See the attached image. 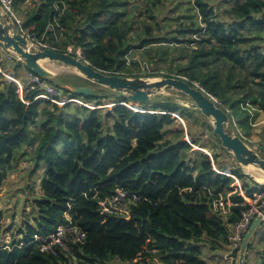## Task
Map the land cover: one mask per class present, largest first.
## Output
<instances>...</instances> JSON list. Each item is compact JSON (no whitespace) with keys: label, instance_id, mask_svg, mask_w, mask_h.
Masks as SVG:
<instances>
[{"label":"trees","instance_id":"16d2710c","mask_svg":"<svg viewBox=\"0 0 264 264\" xmlns=\"http://www.w3.org/2000/svg\"><path fill=\"white\" fill-rule=\"evenodd\" d=\"M13 2L29 33L61 52L76 56L79 49L81 58L100 71L183 77L211 95L245 135V108L264 113V0H192L184 8L182 0H150L140 12L132 0H35L32 7L26 0ZM163 9L164 19L176 23H160ZM0 63L6 72L21 67L5 59ZM160 64L168 67L164 74L157 69ZM73 77L77 81L61 84L46 79L62 96L84 103L60 106L35 99V92L25 96L26 103L0 72V188L19 163L22 154L16 151L25 142L35 145L37 173L43 176L38 196L30 200L32 210L23 211L12 240L0 239V264H96L111 258L145 263L152 254L161 264H210L202 246L224 250L231 224L244 209L230 206L224 215L215 201L221 195L242 202L232 176L246 193L257 183L232 155L230 163L231 153L199 110L160 95L131 109L127 103L136 102L116 93H72L68 86L90 83ZM104 101L112 105L103 106ZM174 113L185 121L190 142ZM200 149L211 152L213 163L222 156L225 164L219 167L229 168L230 175L213 170ZM116 188L127 193L126 215L99 210V200ZM68 221L85 233V240L71 245L69 255L40 251L39 238ZM249 250L258 251L264 264V223L246 258Z\"/></svg>","mask_w":264,"mask_h":264},{"label":"water","instance_id":"95a60500","mask_svg":"<svg viewBox=\"0 0 264 264\" xmlns=\"http://www.w3.org/2000/svg\"><path fill=\"white\" fill-rule=\"evenodd\" d=\"M0 45L8 53L14 54L25 69L44 79H52L57 71L48 66L49 63H61L74 69V73L89 82L107 87L118 97L126 96L136 103L148 102L154 96L163 95L166 90H173L186 97L187 101L181 105L197 109L208 118L221 146L231 153L240 170L248 175L257 185L264 186V178L255 177L252 173H245L242 167L253 166L264 174V156L240 137L232 125L227 110L218 106L216 100L197 86L190 85L179 77L147 75L127 77L117 74H107L92 67L83 60L80 53L61 52L51 48H31L27 39L10 25V17L0 10ZM72 93L89 96L93 93L90 86H71ZM97 95V94H95ZM167 96V95H166ZM170 98L169 96H167ZM177 102V101H176ZM264 223V210L257 214L244 233L239 247L236 264H246V254L250 241Z\"/></svg>","mask_w":264,"mask_h":264},{"label":"rangeland","instance_id":"374dc122","mask_svg":"<svg viewBox=\"0 0 264 264\" xmlns=\"http://www.w3.org/2000/svg\"><path fill=\"white\" fill-rule=\"evenodd\" d=\"M34 1L35 0H26V3H24V4H27L30 7H32L34 5ZM132 1H133L132 5L137 6V8H138V9H135L134 11L137 10V12H140V11H143L144 9L148 8L150 0H132ZM189 2H192V0H182V4L180 6L182 8L189 6V4H190ZM164 12H165V9H163V11H161V17H160V23L162 25L167 26V25L175 22V21H171L169 19H164V17H163ZM191 13H193L192 8L187 13V15H189ZM170 16L175 17L177 15L174 12H170ZM138 19L140 21L151 22L152 25L154 26V28H157V25H155V23L151 20V18H149L146 15H139ZM180 21H182V20H179V22ZM68 48H69V50H74L73 46H68ZM76 52L80 53V50L78 49ZM138 53H139V51L133 52V54H135L136 58L138 57V55H137ZM48 66H50V68L57 71V74H55V76L52 78V79H54L56 84H61L64 81H67V82L77 81L76 77H73V74L75 76L73 68L65 66L61 63H49ZM157 69L161 70L162 74H164V72L166 70H168V67L160 64L157 66ZM13 71H14V69H13ZM144 71L145 70H142V72H144ZM13 73L14 72H12L10 70V72H4V74H5L4 76H5L7 81H10L13 83L17 82V84H15V83L14 84L17 87L16 88L17 95L18 94L20 95V93L18 91L20 88V82H18V80H17L18 78L15 80L16 76L15 75L13 76ZM66 77H68L70 79H67ZM84 83L88 84L87 86H90L94 91L95 90L99 91V94H101L103 96H106V95L109 96V95H112L111 93H113L107 87L99 86L97 84H94L93 82H90V83L84 82ZM2 85H3V83H0V86H2ZM70 87L71 86H68V88H70ZM166 95L169 96L170 98L174 99L175 101H177L179 104H181V102L183 103V102L187 101L185 96H182L173 90H166L163 93V95H161V96L164 97ZM64 100H65V98H62L59 101L60 106H63L65 104ZM67 102L74 103L76 101L69 99ZM104 102H106V103H104L103 106L110 107L112 105V104L108 103L107 101H104ZM127 104L129 106H132V108L130 107L131 109H137L138 108L137 103L136 104L127 103ZM103 106H101V107H103ZM88 107L92 108V107H94V105L88 104ZM245 110H247L249 115L246 117V119L244 121H242V123L246 124V129L250 130L253 127V123L259 119L258 118L259 113L257 115H255L253 109H251V108H249V109L245 108ZM174 116L177 118V120L183 126L184 139L186 141L190 142V137L187 134V127H186L185 121L179 116L178 113H174ZM207 121L211 123V121L209 119ZM233 122H235V126H237L238 130L241 133H243L241 130L242 127L239 126L238 122L234 121V120H233ZM211 125H212V123H211ZM261 132H264V121L262 120V118H260L258 120L257 133L251 134L252 132L250 130L249 135H245L244 133L243 134L252 140L251 144H253V146H255V144H257V145L262 147V144L264 142V136H257V134H260ZM245 133H246V130H245ZM34 146L30 145V143H28V142H25L21 148L17 149V151H16L17 154H19V153L22 154V156L18 157L19 163L17 165L16 164L13 165L11 172H9L7 174V177L5 178L3 184L0 188V213H1L0 216H1V223H2V225H0V239H3L5 241H11L12 240L11 233L15 230V228L18 224V221H19V217L23 214L24 210H28V211L32 210V205L30 203V200L32 198L37 197L39 194V191H40L39 181L43 176H42V172L37 173L38 170L36 167V158H35L34 149H33ZM200 150L207 153L209 155V157L211 158L213 170H215L217 172L225 173L227 175H230V169L229 168L222 169L219 167V164L220 165L225 164L222 156L218 157L217 163H213L214 161H212L213 157H212L211 152H209L205 149H200ZM257 150L259 151V153L261 155L264 156V152L260 151L259 149H257ZM227 158L230 160V163L234 164V160L232 159L231 154H227ZM251 168L252 167H250V168L249 167H242V170L245 173H252L255 176H258L255 173L254 168H252V169ZM39 174H40V176H39ZM235 182H237L235 184L238 185L240 192L246 193L245 190H243L241 188V186H242L241 181L236 180ZM246 182L251 183V181L249 179L246 180ZM259 182H262V180H260ZM259 182L256 181L257 184ZM13 217L15 219H13ZM256 250H249L250 253L248 256V260L246 258V264H260L259 253ZM202 252H203V254H202L203 259L208 261L210 264H213L211 262V259H212V257L216 256L215 253H217L218 250L211 248V246L207 247V246L203 245L202 246ZM96 264H161V263L159 262V259L154 254H152L151 257H149V258L147 257V262H145V263L139 262V261L123 262V261H120L116 258H111L110 260H108L104 263L97 262Z\"/></svg>","mask_w":264,"mask_h":264},{"label":"built area","instance_id":"2783aa9c","mask_svg":"<svg viewBox=\"0 0 264 264\" xmlns=\"http://www.w3.org/2000/svg\"><path fill=\"white\" fill-rule=\"evenodd\" d=\"M0 10L7 14L10 17V25L16 31L21 33L29 42L31 48H51L46 42L38 39L33 34L29 33L23 26V20L20 14L15 9V4L13 0H0ZM7 59L15 62H19L12 53L7 54ZM182 79H184L182 77ZM16 80V79H15ZM15 84L17 82H14ZM19 97L28 102L25 99L27 94L32 92L34 93V98H45L51 100L53 103L58 105L59 101L62 98H65V102L69 99H72L76 102L83 104L79 99L68 98L67 96L61 94V91L54 84L49 83L46 79L41 76L28 71L25 77L22 80L19 88ZM78 100V101H77ZM64 102V103H65ZM232 125L235 129V132L246 140L249 144L252 143V140L241 133L235 122L232 120ZM253 146V144H251ZM255 147V146H254ZM256 149L257 146L255 147ZM264 152V150L262 151ZM252 191L249 193L240 192L242 197V202H233L231 200H225L220 195V197L215 201V208L220 210L222 214H228L230 211V206H243L244 209L240 212V217L231 224L230 231L227 236V251L225 253V259L227 264H236L237 255L239 251L240 244L242 242L244 233L247 231L251 221L255 218L257 214H260L264 210V186L263 185H254L252 186ZM240 191V190H239ZM127 193L121 188H116L113 194L106 198L99 200V210L103 213L109 215H126L128 213L127 208ZM220 208V209H219ZM68 218V216L66 217ZM39 238V237H37ZM39 249L42 252H50L53 255L58 254V252H63L67 255L70 254V247L76 243H82L85 240V233L71 221L62 223L59 225L56 230L49 234L46 237L39 238Z\"/></svg>","mask_w":264,"mask_h":264},{"label":"crops","instance_id":"0c3cea01","mask_svg":"<svg viewBox=\"0 0 264 264\" xmlns=\"http://www.w3.org/2000/svg\"><path fill=\"white\" fill-rule=\"evenodd\" d=\"M7 54H8V52L7 51H5L4 50V48L0 45V61L2 60V59H5V63H10V64H14L15 62H13V61H11V60H8L7 59ZM1 64V63H0ZM55 65V64H54ZM13 67H11V71L12 72H14L13 73V76L15 75L16 76V78L15 79H17L18 80V82H20V84L22 83V80H23V78L25 77V75H26V73H27V69H25L24 68V66L21 64V67H19L17 70H15L14 69V71H13ZM0 72L3 74V75H5L4 74V72H6V71H4L3 72V70L1 69V66H0ZM17 84V83H16ZM123 104H125V103H123ZM126 105V104H125ZM262 113V114H261ZM258 118L260 119V118H262V120L264 121V114H263V112H259V114H258ZM258 119V120H259ZM258 120L256 121V122H254L253 123V127L250 129L251 130V134H255V133H257V123H258ZM250 130H248L247 129V135H249V133H250ZM257 136H264V132H261L260 134H257ZM257 138V137H256ZM255 144V143H254ZM255 146H257V148H259V150L260 151H263L264 150V142H263V144H262V147L261 146H259V145H257V144H255ZM233 177V179L236 181V180H238L236 177H234V176H232ZM239 181V180H238ZM235 183H237V182H235ZM254 186V185H253ZM252 187V186H251ZM226 250H227V246H226V248L224 249V250H222V251H218L217 253H215L216 254V256L215 257H212V259H211V262L213 263V264H227V262H226V259H225V252H226ZM249 253L250 252H248V256H249ZM248 256H247V260H248ZM225 260V261H224Z\"/></svg>","mask_w":264,"mask_h":264},{"label":"bare ground","instance_id":"6f19581e","mask_svg":"<svg viewBox=\"0 0 264 264\" xmlns=\"http://www.w3.org/2000/svg\"><path fill=\"white\" fill-rule=\"evenodd\" d=\"M61 71V70H60ZM250 167H252V168H254V170H255V173L258 175V176H255L254 174V176L255 177H258V178H264V174H263V172L262 171H260V170H258V169H256L255 167H253V166H250ZM251 168V169H252Z\"/></svg>","mask_w":264,"mask_h":264}]
</instances>
